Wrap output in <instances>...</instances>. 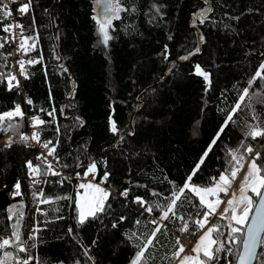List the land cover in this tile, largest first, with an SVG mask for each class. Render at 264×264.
Masks as SVG:
<instances>
[{"label":"trees","instance_id":"16d2710c","mask_svg":"<svg viewBox=\"0 0 264 264\" xmlns=\"http://www.w3.org/2000/svg\"><path fill=\"white\" fill-rule=\"evenodd\" d=\"M96 1L32 0L29 13L16 16L17 23L25 26L24 37L34 38L28 40L26 56L39 62L27 64L23 93L9 91L10 66L4 54L8 42L0 48V114L19 104L23 111L30 110L29 118L44 120L43 125L31 126L39 134L38 144L51 140L58 165L70 176L84 175L92 162L96 182L101 184L107 172L102 185L111 195L105 211L78 224L73 203L77 181L59 182L45 175L38 149L20 140L28 134L25 117L14 121L5 117L0 126L14 127L0 132V141L6 135L13 140L11 147L0 145V239L12 236L17 226L21 240L30 246L22 256L32 257L30 264H132L138 246L159 227L145 252L146 264H174L179 226L187 222L189 231L199 234L193 221L207 209L186 189L189 199L178 202L176 216L169 213L172 223L153 224L148 215L160 220L167 198L196 168L225 118L241 103L245 88L249 96L192 183L213 186V178L229 167V150L244 155L245 166L253 158L246 147L257 146L256 163L264 167V139L245 136L250 125L264 127V105L255 102L256 93L264 95V80L256 78L249 87L264 63V0H119L125 11L111 20L107 30L113 38L107 47L98 33ZM22 2L27 0L12 3L14 10ZM209 7L212 11L201 24L196 16ZM9 22L0 17V37L7 39L3 27ZM197 65L209 81L196 74ZM23 94L33 101L31 105L24 104ZM53 109L54 120L47 114ZM254 112L259 121L252 118ZM28 161L39 166L41 174L31 176ZM260 174L264 176V171ZM18 181L21 195H13ZM125 189L127 198L120 195ZM71 194V203L58 199ZM136 197L146 201L143 208L135 205ZM45 199L50 202L41 203ZM13 206L9 219L8 209ZM147 207L153 211H145ZM230 223L218 214L211 222L219 227L214 238L232 249L231 254L219 253L211 264L235 262L243 236L236 234L237 243H230ZM30 234L35 240L28 239ZM4 252L12 255L5 258ZM261 252L264 249L259 247ZM14 257L15 247L0 251L5 264H16Z\"/></svg>","mask_w":264,"mask_h":264},{"label":"snow or ice","instance_id":"6c2138e0","mask_svg":"<svg viewBox=\"0 0 264 264\" xmlns=\"http://www.w3.org/2000/svg\"><path fill=\"white\" fill-rule=\"evenodd\" d=\"M11 3H16L17 0H9ZM155 7V5H153ZM32 8V0H27V2H22L17 9V11L21 15H27ZM125 11L123 7L120 6L119 0H109V3L106 7V12L111 13V16H107L105 20L100 21L98 20L97 23L100 25L98 28V33L102 37V43L105 47H107L108 42L113 38L109 35L108 26L111 24L112 19H119V13ZM159 11V9H157ZM212 11V8H206L201 13L197 14L196 19L199 20L201 24L204 23V19L206 18L207 14ZM12 16V12L8 10V4L3 3V0H0V17L8 18ZM95 19V17H94ZM235 19H239L236 17ZM33 25L35 24V18H32ZM15 27L19 28L21 31L18 34L21 39L19 43V48L21 51H27L26 45L28 44V40L34 39L33 37H24V25L20 23L16 24H8L3 27V31L6 33H10V30ZM0 40H3V43H0V48L4 47V44L7 43V39L0 37ZM34 47V44L32 45ZM199 51V49H197ZM39 61L28 60V64L38 63ZM20 66V75L24 76L26 79L27 74L25 70V61L21 60L18 61ZM261 72H264V63L260 65L259 70L255 73L254 77L249 81V87L255 82L256 78H260L264 80V77L261 76ZM196 74L202 75L205 81H209V75L202 71L199 65L196 66ZM13 81H16V84L13 85ZM19 81L17 80L15 75L9 74L7 77V88L9 91L12 90L13 87H19ZM249 96V89L245 88L243 90L242 95L239 97L241 103L245 100L246 97ZM255 102L258 104L264 105V95L261 93L255 94ZM26 103L31 105L33 101L28 98L26 99ZM241 103H237L231 110L230 114L225 118V122L220 128L219 132L213 138L212 142L208 146V149L205 151L203 156L201 157L200 162L196 165V168L193 172L187 176L185 183L179 187L178 189H174L171 196L167 199L169 203L166 207L162 210V215L160 216V220H168L169 213L173 216H176L175 209L178 206V202L183 200H188L189 197L185 195V190L187 189L188 192L192 193L195 196L199 197V203L203 208H206L207 211H203L202 213H198L197 215L201 218L196 219L193 221L194 225L196 226L197 231H202L207 227L209 216L214 215L216 209L219 207V204L223 201L219 198V193H224V195L228 194L229 189L232 187V182L235 180L239 171L244 168L243 161L245 160L244 155H237L236 150H229L228 155L231 157V160L228 162L229 167L222 172L218 179L213 178V186L211 187H200L192 183L193 177L196 175V172L199 170L200 164L204 162V158L207 157L208 153L212 150L213 145L216 144L217 140L220 138V134L224 132L225 128L228 127L229 122L233 121V115L241 108ZM249 107H252L251 103ZM50 117L55 119V109L47 113ZM23 112L21 110V106L19 104L15 105L13 111H9L7 113L0 114V122H3L5 117L12 120L13 117L19 116L23 117ZM252 118L254 120L259 121L260 115L253 113ZM46 122L44 120L39 119L38 117H33V127L36 125H43ZM14 125L9 123L7 126H0V132H7ZM110 130L115 133L117 132L116 124L114 121L110 122ZM59 132V128L56 129ZM246 137H251L255 140L257 137H264V127H261L260 123L250 125L248 127V131L245 133ZM29 139L36 141L37 143H41L40 137L38 132L34 131L32 133L31 138L28 136L21 135L20 140L24 143H27ZM13 140L9 138L6 142V147H11ZM52 144L51 140L42 143V147L47 149V155L55 157L56 153V146L49 147ZM241 147H244L243 143ZM254 149L251 146L246 147V152L248 154L253 153ZM38 159H43L45 169L44 174H51V175H61L60 172H57L51 162L47 161L46 157H38ZM260 159V153L256 152L255 156L251 159L248 163V170L244 177L243 182L241 183L239 194L237 195L235 192L232 194V199L227 201V207L224 209V213L219 217L220 219H224L228 216L229 212H231V221H234V225L230 223L227 227L230 228V233L228 236V240L230 243H237L236 234H240L244 238L239 241L242 245V251L238 250V254L236 259L238 264H252L255 260L257 264H264V252L258 253L257 247L264 249V176L260 173L264 171V167L258 166L256 161ZM235 161V164L232 162ZM27 168L31 176L41 174V168L39 166H34L31 161L26 163ZM67 167V165H64ZM96 171V164L92 162L87 165L86 171L84 173L85 177L89 174H93V179H95ZM79 175V173H77ZM108 173L105 172L101 184L108 180ZM33 183H38L35 179H33ZM20 183L19 181L14 185L15 192L13 195H21L20 192ZM80 189H84L85 191L81 194L78 193L76 198L73 200V203L76 206L78 211V224L81 226L84 225L89 218L97 219L98 214L105 211L106 202L111 195V193L104 188L100 187V185L94 184L91 181L88 183H81L79 185ZM251 192L252 195H248ZM40 195H43L42 193ZM123 197L127 198L129 193L128 190L125 189L120 193ZM153 195H157L153 193ZM34 198L37 197V194L33 193ZM208 196H216L217 199L215 201H208L206 197ZM58 199H71V197H58ZM47 199L42 200L41 203H49ZM135 203H138L142 208L144 207L146 201H144L140 197H136L134 200ZM182 206V203L180 204ZM239 206V214L237 213V208ZM13 208H9V219H11L12 215L14 214ZM110 207V205H108ZM157 208H160V205H156ZM254 209V212H253ZM145 211L151 213L153 211L152 207L145 208ZM21 213V217H22ZM121 219H124L123 217ZM177 219L183 220V217H177ZM19 219L17 220V225L19 224ZM139 223V221H137ZM151 223L155 224L156 221L153 220ZM239 225V227L235 226ZM113 227H116L114 224ZM181 232H187L189 230L188 223L185 222L183 226L179 229ZM39 231V229H33V233ZM160 228L157 227L154 229L152 233V238H149L143 246H138V251L135 254L134 259L132 260V264H146L145 261V252L147 247L152 244V240L156 235V232H159ZM71 232V229H69ZM219 232V227L217 225H212L207 227V231L203 232V235L200 236L199 240L196 242L195 247L191 249L192 252L196 253L195 256L192 255H184L180 258V254L185 251L183 245H181L177 252L173 253L175 258L180 259V264H211L213 260H218V254L221 252L227 251L231 254L232 249L230 247L226 248L225 243L214 238L213 233ZM195 235V231L192 232ZM134 235V234H133ZM12 236L15 238L14 241L12 239L4 238L0 239V250L5 249L6 247H15L19 252H27V248L24 246L25 242L21 240L19 234V228L17 226H13ZM35 235L30 234L28 239L35 240ZM179 244V240H177ZM35 247V244L32 245ZM202 254V256H201ZM12 254L9 252H4V257H10ZM203 257V258H202ZM16 260V264H30V261L33 259L32 257H27L26 259H20L19 257H14ZM0 264H5V259H0ZM79 264V262H77Z\"/></svg>","mask_w":264,"mask_h":264},{"label":"built area","instance_id":"2783aa9c","mask_svg":"<svg viewBox=\"0 0 264 264\" xmlns=\"http://www.w3.org/2000/svg\"><path fill=\"white\" fill-rule=\"evenodd\" d=\"M5 3L8 4V10H10L12 12V16L8 17L7 19L10 21L9 24H16L17 21H16V16H19L21 15L17 10H14L13 8V4L11 2H9V0H6ZM19 34V28H15L13 27L11 30H10V33H7V40H8V47L6 49V51L4 52L5 54V57H8V62H9V66H10V74L11 75H15L17 80L19 81V84L20 86L19 87H13L12 90H19V92L23 93L22 91V87H21V81L22 79L24 78V76L20 75V66H19V63L18 61H25V70L27 71V61L28 60H32L31 58H27L26 54H25V51H21L20 48H19V43H20V39L21 37L18 35ZM13 85L16 84V81H13L12 82ZM24 96V94H23ZM29 97H23L24 99V104L26 105V99H28ZM13 111V110H11ZM23 112V117H25L26 119V125L28 127V132H31L33 133V130L31 128V126L33 125V119L32 118H29L28 117V114L30 113V110L27 108L26 111H22ZM22 117V118H23ZM18 118H21L19 116H16V117H13L12 120H16ZM10 138V135H6L2 138V140L0 141V145H5L6 142L9 140ZM260 140L261 139H264V137H259ZM30 142V145L33 147V148H37L38 149V154L41 156V157H46L47 161L51 162V164L53 165V168L57 171V172H60L61 175H53V177H55L57 179V181H61L62 179L64 178H72L74 179V181H77V184H81L82 183H88L89 181L93 182L94 179H93V174H89L87 177H85V175H76V176H70L67 172L63 171L61 169V167L58 165L57 161H56V158H54L53 156H48L47 155V149L43 148L42 147V144H38L36 141L32 140V139H29L28 140ZM257 147V146H256ZM256 147H254V151L253 153L249 154V157H254L255 154H256ZM226 199L224 198L223 201H225ZM135 205L137 207H139L140 205L138 203H135ZM213 218H209L208 219V224L207 226L211 223ZM148 220L149 221H159L161 224L163 225H167L168 223H172L173 222V218L170 217L167 220H159V219H156L154 216L152 215H148ZM183 226L180 225L179 226V229ZM204 230V229H203ZM196 235V233H195ZM195 236L192 234L191 231H187V232H181L180 230L178 231V235H177V240H179V242L186 248V249H189L188 247H186V243L190 241L191 238H194ZM192 240V239H191ZM191 242V241H190ZM190 244V243H189Z\"/></svg>","mask_w":264,"mask_h":264},{"label":"rangeland","instance_id":"374dc122","mask_svg":"<svg viewBox=\"0 0 264 264\" xmlns=\"http://www.w3.org/2000/svg\"><path fill=\"white\" fill-rule=\"evenodd\" d=\"M108 3H109V0H97L96 1V12H97L96 15H97V20L103 21V20L106 19L107 16H111V13L106 12V7H107V4ZM251 159H249V161L244 166V168L241 171H239V173L237 174L235 180L232 182V187L229 189L228 194L227 195H224V193H222V192L218 194L219 195V198L222 201L224 200V198L226 199L224 203H220L219 204V207L215 211V214H218L219 217L224 213V209L228 206L227 205V201L230 200V199H232L233 192H235L237 195L239 194V190H240L241 183L243 182L244 177H245V175L247 173L248 163L251 161ZM92 183L97 184V185H100V187L104 188V186L102 184L98 183V182H92ZM84 191H85L84 189H80L79 186H78V189H76V191H75V198H76V196H77L78 193H81L82 194ZM248 195H252V193L249 192ZM198 199H199V197H198ZM216 199H217L216 196H208V197H206V200H208V201H215ZM74 207H75L76 214L78 216V211L76 209L75 204H74ZM237 213L239 214V206L237 208ZM215 214L209 216V218H211L212 216H215ZM226 219L229 220V221H231V212H229V214L226 217ZM231 223H233V225H234V221H231ZM207 227H205V228H207ZM205 231H207V229ZM201 235H203V232L198 237L191 238L192 239V240L190 239L191 242L189 241V242L186 243L185 246L188 247V248H190V249H189V251H187L188 249H186L184 247L185 248V251H187V252L184 251L183 253H181L180 254V258H182L184 255H192V256H195L196 255V253L192 252L191 249L193 247H195V244L199 240V238H200ZM5 238L12 239V236H6ZM181 245L182 244L179 242V246H181ZM24 246L27 248V252H28L29 249H30V246L28 245L27 241H25ZM5 249H3V250H5ZM3 250H0V251L3 252ZM16 251H17V257H19L20 259H25V257H22V256L26 255L27 252H19L17 249H16ZM201 256H202V254H201ZM174 264H180V259L176 258Z\"/></svg>","mask_w":264,"mask_h":264},{"label":"water","instance_id":"95a60500","mask_svg":"<svg viewBox=\"0 0 264 264\" xmlns=\"http://www.w3.org/2000/svg\"><path fill=\"white\" fill-rule=\"evenodd\" d=\"M70 197H71V199H69L70 200V203H71V200H72V194L70 195ZM71 205V204H70ZM253 212H254V209H253ZM244 238V237H243ZM239 251H242V245L240 244V249H239ZM259 251V246L257 247V252ZM255 263V260L252 262V264H254ZM234 264H238V261H237V259H235V262H234Z\"/></svg>","mask_w":264,"mask_h":264},{"label":"bare ground","instance_id":"6f19581e","mask_svg":"<svg viewBox=\"0 0 264 264\" xmlns=\"http://www.w3.org/2000/svg\"><path fill=\"white\" fill-rule=\"evenodd\" d=\"M27 136H28L29 138H31L32 133H31V132H28ZM29 143H30V142H29ZM255 151L257 152V149H255Z\"/></svg>","mask_w":264,"mask_h":264},{"label":"crops","instance_id":"0c3cea01","mask_svg":"<svg viewBox=\"0 0 264 264\" xmlns=\"http://www.w3.org/2000/svg\"><path fill=\"white\" fill-rule=\"evenodd\" d=\"M8 119V118H7ZM9 120V119H8ZM11 121H14V120H11Z\"/></svg>","mask_w":264,"mask_h":264}]
</instances>
